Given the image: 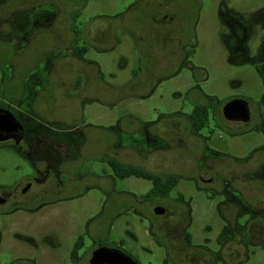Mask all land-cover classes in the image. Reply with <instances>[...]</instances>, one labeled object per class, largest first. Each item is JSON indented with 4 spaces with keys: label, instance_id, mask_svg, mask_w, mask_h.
Instances as JSON below:
<instances>
[{
    "label": "rangeland",
    "instance_id": "obj_1",
    "mask_svg": "<svg viewBox=\"0 0 264 264\" xmlns=\"http://www.w3.org/2000/svg\"><path fill=\"white\" fill-rule=\"evenodd\" d=\"M52 1L62 12H80L78 24L94 28L119 21L132 25L131 19L145 17L137 15L146 6L143 0ZM17 2L25 4L27 0H0V10L8 11ZM225 6L249 27L245 43L249 55L242 64L232 51L235 38L222 14ZM198 7L196 53L191 59L196 70L163 68V55L157 52L151 53L145 66L142 54L133 47L134 38L120 29V44L107 50L89 48L87 57L98 63V68L95 78L88 74L89 68L91 80L86 79L80 98L69 96L76 88V73L70 67L55 69L43 86L34 84L38 81H26L37 64H56L59 59L65 66L69 63L63 52H49L53 31L60 29L57 26L61 22L54 29L34 32L29 41L14 50L0 40V50L13 51L20 67L19 84L14 82L6 88V72L0 66V96L22 87L24 103L19 118L23 124L38 125L29 105L33 90L39 94L35 106L38 113L78 125L104 149L114 141L140 138L146 152H162L146 165L149 171L180 175L179 184L168 197L153 201L146 197L152 188L150 180L117 177L106 156L87 160L83 172L92 169L113 177L70 179L62 197H51L48 204L30 205L37 208L31 212L4 214L0 209V264H28L19 259L36 264H72L69 254L79 236L85 242L80 251L84 259L90 256L93 242L99 241L123 250L139 264H172L160 235L170 243L177 264H187L182 263L184 256H193L194 264H264V177L255 176L258 170L264 176L262 125L256 126L255 119L240 127L224 121V125H230V132L214 121L211 111L200 135L206 148L219 155L216 167L227 168L233 177H226V181L214 177V181L203 183L194 177L196 156L191 149L200 139L192 134L190 120L185 118L191 116L195 104L211 102V110L219 108V119L224 120L221 107L234 97H244L252 112L264 110V82L254 67L264 45V0H198ZM144 125L162 138L163 131L179 125L173 147L163 150V140L148 142L139 137ZM124 162L140 163L131 153ZM28 172L25 161L0 147V188L23 183ZM158 204L167 207V214L173 209L178 217L156 216ZM235 221L246 225L249 240L244 243L234 230L230 242L220 243L223 227L232 228ZM159 224L163 226L161 232ZM185 232L190 234L193 247L188 248Z\"/></svg>",
    "mask_w": 264,
    "mask_h": 264
},
{
    "label": "flooded vegetation",
    "instance_id": "obj_2",
    "mask_svg": "<svg viewBox=\"0 0 264 264\" xmlns=\"http://www.w3.org/2000/svg\"><path fill=\"white\" fill-rule=\"evenodd\" d=\"M142 2L146 6H143V9L141 8L142 10L137 15H145V17L137 21L136 25L134 22L131 23L132 25L124 22L120 24L119 21L117 24H107L104 28L100 26L94 28L92 25L88 26L87 23L85 25L78 24L81 16L80 12H62L52 0H27V5L26 3L23 4L24 2H17L8 11L5 9L0 10V40L5 42V47H10V49L14 50L15 48L22 47L25 40L29 41L34 35V32L54 29L57 23L61 22L62 25L57 26L60 29L53 31V48L49 52H63L64 56L70 59L67 64L69 66H65L61 59L56 64H37L31 70L26 81H38V83L34 82V84L43 86L48 83L55 69L58 67L63 68V66L70 67L76 73L74 79L76 88H73V93L69 95L73 98H80L84 94L85 81L86 79L88 81L89 79L91 80L87 75L89 68L92 69H90L88 74L95 78L98 63L87 57L89 48L107 50L115 47L116 44H120L121 41L118 36V30L120 29L134 38L133 47L142 54L141 61L145 66L148 58L151 57V53L157 52L163 55V68L174 70L178 67L180 69L187 68L196 70V66L191 59L196 53L195 26L200 16L198 0H143ZM196 3L197 5H195ZM222 14L225 15L228 28L235 38V47L232 51L236 55V58L238 57L240 59L239 64H242L247 61L249 55L245 46L248 39L249 27L244 22L232 16L233 14L230 13L226 6ZM66 15L69 16L66 17ZM261 15H264V10ZM132 27H136V31ZM143 54H146V56ZM0 66L6 72V88L14 82L18 85L20 78L18 69L20 67L19 63L13 57V51L2 50L0 52ZM254 67L260 71L261 80L264 82V45L260 51V57L254 63ZM145 69L146 67H144ZM60 84L62 83L60 82ZM63 85L67 84L64 83ZM29 99V105L32 109L31 116L35 121H38V125L36 126L23 124L19 118L24 103L22 87H17L15 92L9 95L4 92L0 96V109L11 112L16 120L21 122L24 127V135L20 140L11 138L0 141V147L12 150L25 161L29 168V172L24 176L26 179L23 183L0 188V209L4 214H12L21 210L31 212L37 208L31 207L30 205L38 202H41L42 205L51 203V197L63 196L62 193L66 189V181L70 179L77 181L79 177H113L111 175L104 176L98 172H93L92 169H87V172L82 171L85 161L99 157L103 158L102 156L107 157V164L117 177H131L120 175L118 168H116L118 165L138 167L145 172L152 173L154 177H160L162 179L180 177L178 174L165 175L164 173L149 171L146 165H150L152 158H155L156 154L162 152H150L151 154L146 152L142 139L114 141L104 149L100 142L90 140L88 135L78 125H72L65 119L54 116L51 118L46 114L38 113L35 109L39 101L38 92L32 90ZM235 99L246 100L244 97H234L228 102ZM225 104L221 107L222 118L224 120L219 119V108L217 110H210V114L212 111L213 119L219 126L230 131V125H224V121L230 124H238L240 127L241 124H247L252 119H255L256 126L261 124L264 129V110L257 109L256 112H252L250 109V120L248 122L230 121L223 113ZM185 118L190 120L192 134L197 139H200L191 148L195 150L193 154L196 156L194 160V177L200 178L203 183L214 181V177H223L222 179L224 181L227 180L226 177H233L232 174L227 173V168L218 169L216 167L218 166L216 165V160L220 158L219 155L206 148V142L200 135V131H196L193 128L191 116H186ZM178 127L179 125L163 131L162 138L150 132L147 129V125H144L139 132V137H144L148 142L163 140V150H165L173 147V135L178 134L175 131ZM200 148L202 149L200 150ZM129 153L140 161L138 165L124 162V158ZM248 176H250V173ZM255 176L264 177L263 175L260 176L259 170ZM136 177L142 178L140 176ZM149 192L146 195L147 198L153 201L158 198L151 197ZM159 206L161 205H156V207ZM163 208L165 210L163 214L171 217L174 215L177 216L173 209H171V213L167 214V207L164 206ZM155 215L159 216L157 214ZM239 225L242 224L236 221L234 222L232 226L233 233L223 243L224 245L231 241L234 230L241 234L244 243L249 240L246 235V225H243L245 227L244 232L238 229ZM157 228L159 232L163 231L162 224H159ZM185 234L187 236L188 232H185ZM159 241L169 251V262L177 264L171 255L172 248L165 236L160 235ZM84 244V238L79 236L69 254V259L72 264H92L91 259L94 251L100 246H108L99 241L93 242L94 247L90 256L84 259L80 254ZM186 244L189 246L188 248L193 247L192 241L189 242L188 239L186 240ZM18 262L36 264L34 260L30 259H19ZM182 263L194 264L193 256H184Z\"/></svg>",
    "mask_w": 264,
    "mask_h": 264
},
{
    "label": "water",
    "instance_id": "obj_3",
    "mask_svg": "<svg viewBox=\"0 0 264 264\" xmlns=\"http://www.w3.org/2000/svg\"><path fill=\"white\" fill-rule=\"evenodd\" d=\"M224 116L230 121L248 122L250 120V108L246 100L235 99L225 104ZM24 135V127L16 120L11 112L0 109V141L15 139L20 140ZM164 208L156 207L157 215L164 213ZM92 264H139L131 256L119 248L108 246L98 247L92 256Z\"/></svg>",
    "mask_w": 264,
    "mask_h": 264
},
{
    "label": "trees",
    "instance_id": "obj_4",
    "mask_svg": "<svg viewBox=\"0 0 264 264\" xmlns=\"http://www.w3.org/2000/svg\"><path fill=\"white\" fill-rule=\"evenodd\" d=\"M212 108V104L210 103H198L193 107L191 119L194 130L201 131L207 124L209 120L210 110ZM115 167V166H114ZM118 172L122 176H140L152 182V188L149 192L151 197H167L171 193V191L179 184L180 177H168L162 179L160 177H154L152 173L145 172L138 167L133 166H123L118 165ZM241 232H244L245 227L243 225H239L238 228ZM233 230L230 226L225 225L222 232L218 236V241L220 243L226 242ZM187 239L191 242L190 234H187Z\"/></svg>",
    "mask_w": 264,
    "mask_h": 264
},
{
    "label": "crops",
    "instance_id": "obj_5",
    "mask_svg": "<svg viewBox=\"0 0 264 264\" xmlns=\"http://www.w3.org/2000/svg\"><path fill=\"white\" fill-rule=\"evenodd\" d=\"M131 21H132L131 23L134 22V24L136 25V23H137V20H136V19H133V20L131 19ZM158 64H159V63H158Z\"/></svg>",
    "mask_w": 264,
    "mask_h": 264
}]
</instances>
